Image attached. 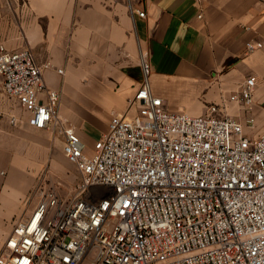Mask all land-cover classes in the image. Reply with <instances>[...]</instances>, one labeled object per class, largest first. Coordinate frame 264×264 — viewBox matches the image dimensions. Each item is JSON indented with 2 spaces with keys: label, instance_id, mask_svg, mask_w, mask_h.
<instances>
[{
  "label": "built area",
  "instance_id": "2783aa9c",
  "mask_svg": "<svg viewBox=\"0 0 264 264\" xmlns=\"http://www.w3.org/2000/svg\"><path fill=\"white\" fill-rule=\"evenodd\" d=\"M246 47L262 48L264 39ZM141 65L142 85L88 151L60 111L61 91L44 80L50 64L29 48L0 44L4 92L31 125L64 139L63 152L80 173L67 199L46 182L34 210L6 237L0 264H85L93 251L89 264H264L256 77L230 97L243 105V122L219 114L217 105L199 115L167 109L151 88L145 57Z\"/></svg>",
  "mask_w": 264,
  "mask_h": 264
},
{
  "label": "crops",
  "instance_id": "0c3cea01",
  "mask_svg": "<svg viewBox=\"0 0 264 264\" xmlns=\"http://www.w3.org/2000/svg\"><path fill=\"white\" fill-rule=\"evenodd\" d=\"M261 39L264 0H0V44L29 48L37 62L50 64L44 80L61 91L60 111L88 151L102 136L91 139L85 131V107L71 95L72 84L94 80L95 111L105 133L111 114L124 111L145 80L143 57L150 63L151 88L166 108L193 115L217 105L219 114L245 122L243 105L230 97L255 76L254 134L263 133L264 47H246ZM63 144L62 137L31 125L28 113L0 117L1 217L18 222L31 214L46 168L64 173Z\"/></svg>",
  "mask_w": 264,
  "mask_h": 264
},
{
  "label": "rangeland",
  "instance_id": "374dc122",
  "mask_svg": "<svg viewBox=\"0 0 264 264\" xmlns=\"http://www.w3.org/2000/svg\"><path fill=\"white\" fill-rule=\"evenodd\" d=\"M2 44V43H1ZM0 80V117L4 114H9L11 112L18 113L19 117H24L26 112L19 106V104L11 100L8 94H5L3 90V84L1 86ZM72 96L75 97V102L78 103L79 107H85L81 112L83 116L87 118V124H85V131L90 135L91 139L98 138L103 135L106 130L103 127V123L100 119V112L95 111L97 95L94 93V80L93 79H85L78 82H75L71 86ZM94 103V104H93ZM79 109V108H78ZM130 112H134V110H130ZM90 118H92L93 122H91ZM93 142H88V146H91ZM63 153V151H62ZM65 154H62L63 160L60 159V163L64 164V173L61 171L52 170L50 167H47L45 173H48V176H45V173L42 175V181L40 180V184L46 185V182L51 186L54 185L58 194L67 199L74 193V188L79 180V172L72 162L68 160ZM49 171V172H48ZM3 175V174H2ZM68 181L71 182V185L68 186ZM4 182V181H2ZM17 220H6L4 217L0 216V253L3 249L6 237L11 232L13 226L17 223ZM95 257V251L90 254V257L87 256L85 260V264H89L91 259Z\"/></svg>",
  "mask_w": 264,
  "mask_h": 264
}]
</instances>
